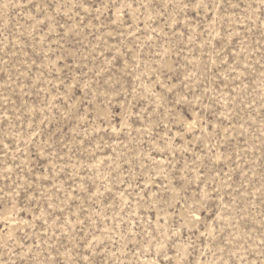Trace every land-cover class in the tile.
<instances>
[{
  "label": "rangeland",
  "instance_id": "rangeland-1",
  "mask_svg": "<svg viewBox=\"0 0 264 264\" xmlns=\"http://www.w3.org/2000/svg\"><path fill=\"white\" fill-rule=\"evenodd\" d=\"M0 264H264V0H0Z\"/></svg>",
  "mask_w": 264,
  "mask_h": 264
}]
</instances>
